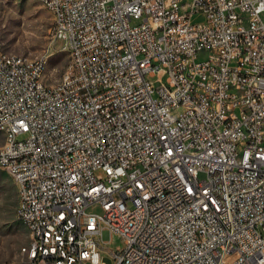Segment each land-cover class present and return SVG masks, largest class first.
<instances>
[{
    "label": "built area",
    "instance_id": "2783aa9c",
    "mask_svg": "<svg viewBox=\"0 0 264 264\" xmlns=\"http://www.w3.org/2000/svg\"><path fill=\"white\" fill-rule=\"evenodd\" d=\"M40 2L70 68L0 43L27 264H264V0Z\"/></svg>",
    "mask_w": 264,
    "mask_h": 264
},
{
    "label": "rangeland",
    "instance_id": "374dc122",
    "mask_svg": "<svg viewBox=\"0 0 264 264\" xmlns=\"http://www.w3.org/2000/svg\"><path fill=\"white\" fill-rule=\"evenodd\" d=\"M139 21L132 20L131 24ZM52 18L40 0H0V43L7 54L23 55L34 59L47 58L44 81L54 83L68 63V54L62 50L63 41L51 35ZM154 83H165L166 75L147 76ZM17 187L15 179L0 169V264L6 262L27 264L21 247L30 238L26 226L16 217ZM100 241L102 264H115L111 251L123 247L116 233L96 236Z\"/></svg>",
    "mask_w": 264,
    "mask_h": 264
},
{
    "label": "bare ground",
    "instance_id": "6f19581e",
    "mask_svg": "<svg viewBox=\"0 0 264 264\" xmlns=\"http://www.w3.org/2000/svg\"><path fill=\"white\" fill-rule=\"evenodd\" d=\"M62 50H64V51L67 52L68 59H69L67 65L65 66V68H70V66H71V59L69 57L68 48L62 47ZM5 54H6V57H17V56H21V55L7 54V53H5ZM23 58L24 59H29V58H27L25 56H23ZM34 59H36V58H34ZM64 69H63L62 73L64 72ZM15 212H16V216H18L17 204H16ZM18 219L26 226V228L28 229V233H29V238H30L29 242L25 246H22L21 247V252L25 255L26 262L28 263V259L30 257L29 244H34V242L36 241L35 226H33L32 221H29L27 218H18Z\"/></svg>",
    "mask_w": 264,
    "mask_h": 264
}]
</instances>
